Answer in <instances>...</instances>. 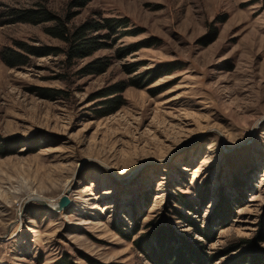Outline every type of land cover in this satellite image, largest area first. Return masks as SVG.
Instances as JSON below:
<instances>
[{
    "label": "rangeland",
    "instance_id": "1",
    "mask_svg": "<svg viewBox=\"0 0 264 264\" xmlns=\"http://www.w3.org/2000/svg\"><path fill=\"white\" fill-rule=\"evenodd\" d=\"M70 1L0 0V21L38 2L69 29L128 21L72 60L50 23L0 24V51L25 60L0 59V264H187L167 257L180 242L190 264H260L246 254L264 250V0ZM96 58L107 70L83 72ZM106 92L122 105L99 117Z\"/></svg>",
    "mask_w": 264,
    "mask_h": 264
},
{
    "label": "trees",
    "instance_id": "2",
    "mask_svg": "<svg viewBox=\"0 0 264 264\" xmlns=\"http://www.w3.org/2000/svg\"><path fill=\"white\" fill-rule=\"evenodd\" d=\"M89 1L90 0H71L70 4H73V6L82 7ZM5 16L6 19L0 21V24L2 25L14 23H27L32 25L50 23L51 25L45 27L44 31L46 34L66 42L67 49L63 52H65L68 60L91 56L94 52L100 49L110 47V43L114 44L117 39L126 35V30L124 29L128 24V21L125 18H102L100 20L87 19L80 25L69 29L58 15L53 13L45 6V4L40 2L36 3L34 8L9 9ZM16 45L19 46V48H24L27 53L33 55L42 53L57 55L61 52L57 48L51 47L37 49L36 47L28 46L22 42L16 43ZM119 53L122 54V57L126 56L128 54V48L119 50ZM23 58L24 57L21 55V53L9 47H6L0 51V59L9 67H16L17 65L24 64L25 60ZM109 66L110 63L106 58H96L83 68V72L86 74H101L105 72ZM167 72L169 71L166 70L161 72H152V78L157 79L164 74H167ZM124 88L125 86L123 85H116L108 90L113 89L114 92L120 93L124 90ZM109 94L111 93L106 92L104 95H102L107 98L104 99L105 101H103V105L98 109L99 117H104L114 113L122 105L119 97H108ZM183 206L186 207L187 205L184 204ZM187 220L190 222V219ZM170 236L171 233L168 231V229H165L164 233L162 232L160 237H158V242L161 244L166 243V238ZM178 244L179 245L176 249L168 250L167 257L172 258L177 254L181 258V261H185L187 264H190V261L196 263L195 259L199 258L201 255L196 251L193 252L189 250V248L186 247V244L183 242ZM234 246L237 247V244ZM248 250L249 251L246 254L247 256L254 258V260L260 264H264V250L260 251L257 249L254 243H250L248 245ZM179 257L177 261L180 260ZM200 258L202 259V257ZM172 260L173 258L171 261ZM204 263L205 262H203V264ZM53 264L74 263L66 258H59L55 260Z\"/></svg>",
    "mask_w": 264,
    "mask_h": 264
},
{
    "label": "water",
    "instance_id": "3",
    "mask_svg": "<svg viewBox=\"0 0 264 264\" xmlns=\"http://www.w3.org/2000/svg\"><path fill=\"white\" fill-rule=\"evenodd\" d=\"M69 200L64 195L59 200L58 204L53 208L54 211H60L68 206Z\"/></svg>",
    "mask_w": 264,
    "mask_h": 264
},
{
    "label": "bare ground",
    "instance_id": "4",
    "mask_svg": "<svg viewBox=\"0 0 264 264\" xmlns=\"http://www.w3.org/2000/svg\"><path fill=\"white\" fill-rule=\"evenodd\" d=\"M69 185H70V184L66 183V185L64 186V188H63V195H65L68 191H70V190L68 189ZM34 198H35V197H34ZM58 202H59V199H58L57 202H54L51 206L58 204ZM52 208H53V207H52ZM12 226H13V225H12ZM18 226H19V223L16 222V224H14L13 227H14V229L17 230V229H18ZM16 230H14V232H15Z\"/></svg>",
    "mask_w": 264,
    "mask_h": 264
}]
</instances>
